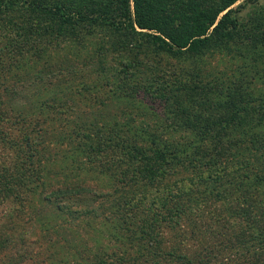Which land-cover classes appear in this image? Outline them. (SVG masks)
I'll return each mask as SVG.
<instances>
[{"label":"rangeland","instance_id":"1","mask_svg":"<svg viewBox=\"0 0 264 264\" xmlns=\"http://www.w3.org/2000/svg\"><path fill=\"white\" fill-rule=\"evenodd\" d=\"M259 5L263 11L264 0ZM252 10L258 11L248 6L239 15ZM36 19L23 4L0 13V264H96L102 256L108 264H120L118 258L122 264H184L154 260L149 236L128 240L126 228L149 224L151 215L140 208L134 216L120 203L157 187L137 182L134 164L122 155L123 147L151 144L139 128L157 130L160 141L187 150L161 183L198 184L180 202L191 207L189 216L174 229L167 222L155 229L160 250L170 252L178 241L193 264H264V245L248 241L250 222L264 229V180L256 182L264 177L261 33L256 41L238 34L198 54H173L154 47L144 31L134 38L82 22L51 32L52 20ZM247 21L242 26L249 28ZM33 41L42 44L36 49ZM175 116L223 117L225 138L212 145L210 134L200 139L197 131L160 127L164 117ZM231 117H248L243 130L252 138L242 137ZM81 146L97 157H81L87 168L61 163ZM238 161L244 165L225 176L224 192L207 195L198 176ZM233 177L246 186H233ZM244 198L253 200L251 208ZM190 220L200 236H191Z\"/></svg>","mask_w":264,"mask_h":264},{"label":"trees","instance_id":"2","mask_svg":"<svg viewBox=\"0 0 264 264\" xmlns=\"http://www.w3.org/2000/svg\"><path fill=\"white\" fill-rule=\"evenodd\" d=\"M237 1L238 0H0V13L9 12L10 10H14L18 4H23L26 11L34 13L36 17H40V19H36V22L44 19L52 20L51 32H53V29L61 30L62 28L71 27L76 23L82 22L106 26L117 32L126 33L134 38L139 35L138 30L144 31L148 33L147 35L154 47L156 46L159 50L173 54L179 52L198 54L206 47L217 42L222 44L226 42L229 43L238 34L243 35L251 41H256L258 31L261 33L259 36H263L260 45H264V10L260 11V9H258L260 7V0H246L245 4L240 5L238 9H230ZM248 6H253L258 11L252 10L250 14H246V17L251 20L249 24L250 27L248 25L249 28H246L247 26H242V22L243 20L248 22L247 18L245 16L241 17L239 11ZM256 18L258 19L257 21ZM33 34L36 35L37 33L34 32ZM32 44H35V48L37 49L42 43L33 41ZM255 46L254 48H257L258 45ZM37 52L39 53V50ZM254 100H249L252 105ZM260 102L258 107L264 105V98L261 99ZM222 119L221 117H164L160 123V127L165 131L173 133L197 131L200 132V139H206L207 136L210 138V134L211 143L214 145L225 138L224 135L221 136V134H223V126H226ZM231 119H233L231 122L242 137L250 135V138H252L248 128L247 131L243 130L246 126H250L251 124L248 117H231ZM225 121L230 122V120L227 119H225ZM136 131L139 132L138 136H140L141 139L146 141L151 139V144L149 147H128L126 149L123 147L124 150H122V155L123 157L126 156L128 161L131 159L134 164V168L131 172L133 178H137V182L144 181L157 187H154L155 189H153L152 192H142L136 195V197H132V199L125 198L120 203L123 207H127V209H125L127 213H132L134 215V212L143 208L151 215V222L149 224L141 225L140 228L139 226H133V228L130 226L131 229L126 228L127 231H131L132 236L128 237V240L132 242V238L135 236H139L140 238H147L146 236H149V238L153 240L150 244L151 246L154 245L155 248L154 260H157L159 257L164 259L170 257L178 261H183L184 264H193V259H188L186 255L181 254L182 247L178 241L172 246L170 252L160 250V243L156 241L157 235H155L156 233L154 232L163 222L171 223V228L174 229L175 226L179 224L182 216H189L187 214V209L191 207H188L187 204L181 205L180 202L183 197H187L191 193L193 194V189L198 185L196 181L192 179H182L174 182L173 185H164L161 183L168 175L167 168L173 167L174 164L181 162V156H183L187 150L180 151V149L173 144L160 141L157 137V130L151 132L147 128H139L136 129ZM91 147L93 146L91 145ZM192 147L193 144H190L188 149ZM87 148L81 146L71 150L61 157V163L64 162V165L68 164L69 166L77 164L79 167L87 168L88 166L85 164V160H82L81 157H89L91 162H93L92 158H97L96 154L95 156L89 155V148ZM106 148L110 147L106 144ZM91 150L98 151L96 147L91 148ZM199 150L200 148L196 147L194 152ZM112 158L109 163L115 164ZM239 162L240 161H238V165H234L230 167V169L221 167L213 171H207L198 176L199 181L206 185V191H209L207 195L213 192H218V194L221 191L224 192L223 188L224 185H226L224 184V178L225 176L238 173L244 165V162L240 164ZM231 179L235 182L233 186L238 188L246 186L244 180H238L235 177ZM263 180L264 177L256 178L257 183H261ZM230 182H228V184ZM187 183L189 186L186 185ZM211 190L213 192H211ZM147 196H149L148 198L150 199H148ZM244 200L247 204L249 203L251 208L253 200L251 198H244ZM183 202L184 201H182V203ZM149 214L142 215L143 217L149 218ZM125 220L128 221L127 219ZM189 222L191 226V236H200V232L197 230L196 225L192 223L191 220ZM127 226L128 225H126V227ZM249 226L252 229L253 236L248 239V241L252 242L259 240V244L264 245L263 225L259 222L252 221ZM177 236L178 235H176V237ZM153 242L156 243L153 244ZM204 248L206 249L207 247L204 246ZM107 260L105 256H102L98 259L96 264H108ZM117 262H121L120 264L125 263L121 258H118ZM84 264L87 263L84 262Z\"/></svg>","mask_w":264,"mask_h":264}]
</instances>
